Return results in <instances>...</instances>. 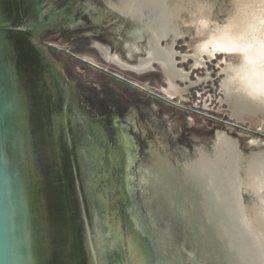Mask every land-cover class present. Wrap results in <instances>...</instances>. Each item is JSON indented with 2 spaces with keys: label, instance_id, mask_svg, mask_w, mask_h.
<instances>
[{
  "label": "water",
  "instance_id": "1",
  "mask_svg": "<svg viewBox=\"0 0 264 264\" xmlns=\"http://www.w3.org/2000/svg\"><path fill=\"white\" fill-rule=\"evenodd\" d=\"M41 3L0 0V264H264V0Z\"/></svg>",
  "mask_w": 264,
  "mask_h": 264
},
{
  "label": "flooded vegetation",
  "instance_id": "2",
  "mask_svg": "<svg viewBox=\"0 0 264 264\" xmlns=\"http://www.w3.org/2000/svg\"><path fill=\"white\" fill-rule=\"evenodd\" d=\"M41 1L42 0H32V4H34V2L36 3V5H37V7H38V9H36V11L34 12L33 11V16L38 20L39 18H41V20L45 23L46 21V24L45 25H47L48 23H49V25L47 26L48 28H47V31L48 32H55V31H60V29H63V28H65V27H63L62 25H60V26H58V27H53V25L52 24H54V23H52V22H55L54 20H57L58 19V17L59 16H61L62 14V12H60L59 11V9H58V11L56 12L57 14L55 15L56 17V19L55 18H53L52 17V19H54L53 21H52V19H51V23L50 22H48V20H49V18H51V15H48L47 13H44V12H42V11H40L41 10V8H44V5L45 4H42L41 3ZM31 6V5H30ZM80 8H78V9H76L75 11L77 12V14H78V12H81L80 10H79ZM75 12V13H76ZM80 14V13H79ZM66 17H69V15L67 14V16ZM40 23V22H39ZM39 23L37 24V26H36V30H37V32L38 31H42L43 30V28H44V26H41V25H39ZM71 29H73V28H71ZM72 31H74V30H72ZM42 33V32H41ZM95 42H98V41H95Z\"/></svg>",
  "mask_w": 264,
  "mask_h": 264
}]
</instances>
